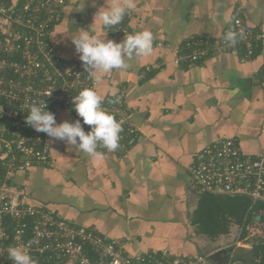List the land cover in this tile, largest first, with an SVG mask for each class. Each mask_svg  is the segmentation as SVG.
Here are the masks:
<instances>
[{"label": "crops", "instance_id": "crops-1", "mask_svg": "<svg viewBox=\"0 0 264 264\" xmlns=\"http://www.w3.org/2000/svg\"><path fill=\"white\" fill-rule=\"evenodd\" d=\"M122 2L64 0L49 39L65 62H76L80 54L70 36L81 29L107 32L115 42L142 30L154 34L150 56L95 80L104 98L122 92L134 142L90 156L47 137L50 165L17 170L14 183L26 203L119 241L127 254L167 250L183 259L209 258L230 234L209 238L196 232L192 216L199 194L190 171L197 153L221 138L237 141L252 157L264 149V41L246 61L234 52L191 64L176 58L187 39L220 38L231 24L223 22L225 15L264 31V0H133L125 32L112 34L94 23L99 8ZM54 114L57 123L74 122L69 110ZM240 253L230 249L229 258L216 264H252Z\"/></svg>", "mask_w": 264, "mask_h": 264}, {"label": "built area", "instance_id": "built-area-1", "mask_svg": "<svg viewBox=\"0 0 264 264\" xmlns=\"http://www.w3.org/2000/svg\"><path fill=\"white\" fill-rule=\"evenodd\" d=\"M63 4L64 0H0V232L6 234L0 239V264H12L7 249L14 245L27 246L37 264H209L208 255L183 259L167 250L127 254L119 241L26 203L15 185L17 170L51 163L47 134L26 123L33 102L45 100L53 113L56 109L74 111V122L80 119L84 130L90 131L75 111L73 97L84 88L95 89L96 82L82 61L65 62L49 39L51 24L58 22ZM230 30L243 33L235 46L224 41ZM263 41L264 31L235 15L220 38L185 40L176 62L191 64L224 52L237 53L246 61L257 55ZM149 69L145 66L143 73ZM102 107L121 124L119 147L125 150L134 142L136 129L122 92L104 98ZM190 175L198 194L243 195L252 203L264 202V149L252 157L241 151L237 141L221 138L197 153ZM254 227L260 230L264 223L254 219L246 225L249 236ZM239 228L237 238L242 232Z\"/></svg>", "mask_w": 264, "mask_h": 264}, {"label": "clouds", "instance_id": "clouds-1", "mask_svg": "<svg viewBox=\"0 0 264 264\" xmlns=\"http://www.w3.org/2000/svg\"><path fill=\"white\" fill-rule=\"evenodd\" d=\"M134 8L133 0H123L122 3L101 7L95 14L94 23L98 20L103 28H111L120 24L125 15ZM223 22L231 23V18L225 15ZM70 37L89 78L93 80H100L113 70L127 69L130 66L129 61L133 59L150 56L154 41V34L150 30L127 34L121 42L107 39V32H91L88 29H81L77 35ZM242 38L243 33L231 30L224 35V41L229 46H235ZM103 100L104 96L94 88H84L73 97L75 111L82 118L83 124L90 126L88 132L84 130L80 119L57 123L55 114L47 110L45 100L30 105L26 123L35 131L47 134L50 140L64 141L90 156L97 154L98 146L114 151L119 147L122 127L114 115L102 107ZM5 238L6 234L0 232V239ZM7 252L12 264H37L27 246H10Z\"/></svg>", "mask_w": 264, "mask_h": 264}, {"label": "trees", "instance_id": "trees-1", "mask_svg": "<svg viewBox=\"0 0 264 264\" xmlns=\"http://www.w3.org/2000/svg\"><path fill=\"white\" fill-rule=\"evenodd\" d=\"M54 24H51V28ZM107 29L112 34L120 32L122 29L126 30V17L123 18L120 24ZM260 211L264 212V202L252 203L249 198L243 195L229 196L201 193L199 194L197 209L192 216V223L195 225L198 234L209 238H214L220 234L228 235L230 225H237L242 229L240 238H244L246 225L254 219H259L264 223V214L260 215ZM250 243L251 263L264 264V237H255Z\"/></svg>", "mask_w": 264, "mask_h": 264}, {"label": "rangeland", "instance_id": "rangeland-1", "mask_svg": "<svg viewBox=\"0 0 264 264\" xmlns=\"http://www.w3.org/2000/svg\"><path fill=\"white\" fill-rule=\"evenodd\" d=\"M240 226H233L232 224L229 227V240L227 241H223L221 244V246H223L221 249H228L230 248L231 250L235 248V250H239L241 251L240 255L244 256L247 260L250 261V252H249V248H251V241L253 240V238L255 237H264V227L260 230H257L255 227L253 228V230L251 231V236H249V234L246 232L245 237L244 238H237L238 237V233H239V228ZM239 242V243H237ZM245 250H247L246 252H244Z\"/></svg>", "mask_w": 264, "mask_h": 264}, {"label": "water", "instance_id": "water-1", "mask_svg": "<svg viewBox=\"0 0 264 264\" xmlns=\"http://www.w3.org/2000/svg\"><path fill=\"white\" fill-rule=\"evenodd\" d=\"M229 255H230V249L218 250L209 256L208 258L209 264H211L210 260L212 262H215V264L217 263V261H219L220 258L226 260L229 258Z\"/></svg>", "mask_w": 264, "mask_h": 264}]
</instances>
